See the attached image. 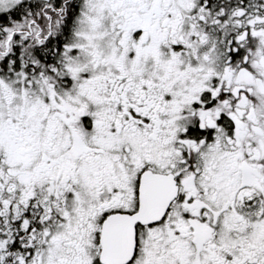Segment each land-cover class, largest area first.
I'll return each mask as SVG.
<instances>
[{"label":"snow or ice","instance_id":"1","mask_svg":"<svg viewBox=\"0 0 264 264\" xmlns=\"http://www.w3.org/2000/svg\"><path fill=\"white\" fill-rule=\"evenodd\" d=\"M0 264H264V0H0Z\"/></svg>","mask_w":264,"mask_h":264}]
</instances>
